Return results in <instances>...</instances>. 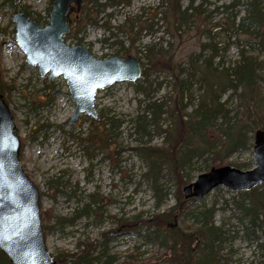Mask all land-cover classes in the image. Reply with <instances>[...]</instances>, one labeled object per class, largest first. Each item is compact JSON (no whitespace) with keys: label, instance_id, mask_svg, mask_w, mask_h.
Instances as JSON below:
<instances>
[{"label":"rangeland","instance_id":"obj_1","mask_svg":"<svg viewBox=\"0 0 264 264\" xmlns=\"http://www.w3.org/2000/svg\"><path fill=\"white\" fill-rule=\"evenodd\" d=\"M110 1L99 0L96 5ZM128 1V5L109 6L98 13L92 0H82L81 10H70L68 14L70 33L64 37L66 43L80 44L99 59L133 56L147 68L143 46L161 42L167 56L178 66L179 79L185 82V109L183 113L163 114L159 118L148 111L149 104L164 101L173 104L176 97L173 73L161 67V71L149 72L136 82H121L101 90L95 100L99 117L83 114L74 127L68 124L75 102L66 80L41 77L37 66L26 63L12 22V17L24 8L41 26L48 25L53 0H0V59L5 80L14 87L6 93L5 100L15 133L24 140L21 166L40 192L42 210H50L54 215L45 231V241L55 258L82 250L83 244L94 243V256L106 255L100 264L113 256L117 257L114 264H158L164 250L124 227L126 218L143 212V219L152 222L155 214L177 204L180 189L183 195L185 186L212 168L256 167L254 133L244 130L238 135L240 143L231 148L224 145L223 135L211 134L214 137L211 146L216 152L213 157L201 139H191L192 134L184 124L198 108L210 112L214 130H220V134L228 127L238 129L244 119L241 105L245 100L232 90L224 92L223 88L227 86V70L242 54L264 70V53L253 49V43L248 41L255 40L254 37L242 30L229 36L227 24L235 19L238 25L247 15L246 0H239L240 5H234L237 0H182L183 8L200 7L206 19L191 17L179 23L178 31L167 13L168 2L162 7L161 0ZM78 30L81 31L76 36ZM263 70L258 74L264 89ZM102 115L119 121L115 134L111 132L106 137V147L93 141L82 142L80 138H93L96 128L102 125ZM138 115L146 116V132L135 127ZM158 126L166 131L160 133ZM183 131V151L188 152L186 147L193 140V146L205 151L194 153L186 167L177 168V173L165 165L168 167L161 175L159 191H155L151 181L143 176L147 163L132 149L142 143L167 146L169 134L180 138ZM233 139L231 136L230 141ZM245 198L240 192L219 187L202 199H184L187 222L182 224L184 221L179 219L175 224L190 225L193 223L190 213L213 208L216 224L227 232L223 252L231 255L233 264H255L264 259L259 247L263 235L241 209L240 202ZM92 200L98 201L97 204ZM86 204H91V211L82 213ZM180 212L179 209L175 214L180 216Z\"/></svg>","mask_w":264,"mask_h":264},{"label":"trees","instance_id":"obj_2","mask_svg":"<svg viewBox=\"0 0 264 264\" xmlns=\"http://www.w3.org/2000/svg\"><path fill=\"white\" fill-rule=\"evenodd\" d=\"M98 1L99 0H92V3L96 5ZM165 1L169 4L167 13L170 14L172 23L176 25V31H178L180 22L186 21L191 17L203 19V21L206 19L203 17L200 7L190 5L183 8L181 5L182 0H161L162 7ZM121 3L128 5L129 1L112 0L103 6H96L99 9L98 13H100L109 6L120 5ZM240 4V1L237 0L234 5ZM22 10L25 9L23 8ZM245 10L247 15L242 19L241 23L235 25V19H233V21L227 24L228 29L231 30L229 31L231 32L229 36L231 38L233 33L242 30L245 34L254 37L255 40H248L253 43V49L264 53V0H246ZM93 24L96 25V22H93ZM104 28L108 30L112 29L109 26H105ZM228 29L226 31H228ZM80 31L81 30L77 31L76 36ZM143 49L145 51V58L148 62L146 68L140 59L144 68V76L149 72L158 71L162 67V69L171 71L176 80V85L174 86V94L176 97L173 104L169 101L161 103L154 102L147 106L148 111L152 112L155 118H159L163 114L172 115L175 112L183 113L185 109V82L179 79V75L177 74L178 66L174 63L172 57H169V55L167 56V51L163 48L161 42L153 45H145ZM213 50L215 49L213 48ZM262 70L263 69L257 67L255 60L246 58L244 54H242L238 62L234 63V66L231 67L230 70H227V86L223 88V91L232 90L238 98L245 100L241 105L244 119H241L238 129L231 130V127H228L222 130L220 134V130H214L215 124L211 122L210 112L203 111L202 108L196 109L189 114V118L185 119L186 123L184 124H186V128L189 129L192 134L191 139H201L202 145L205 144L207 146V152L211 153L213 157L216 155V152L211 146L214 138L211 134L223 135L225 140L224 145L231 148L233 145L240 143L238 135L244 130H248L252 133L259 129L264 130V89L261 87V83H263L262 78L260 74H258ZM13 89V84L5 80L0 59V94L5 98L6 93H10ZM185 117L186 116H184V118ZM101 118L103 119L102 125L96 128L93 138H80L82 142L93 141L94 143H98L99 146L103 145L106 147L108 143L106 137L111 132L115 134L114 130L118 128L119 125H117V123L119 121L108 115H102ZM145 119L146 116L138 115L134 121L135 127L143 132L147 131ZM158 127L160 133L166 131L162 126ZM183 136L184 131L180 138L169 134V136H167V146L155 147L147 146L142 143L132 149L139 158L147 163V170L143 176L151 181L155 191H159L158 186L160 178L166 167L171 166L177 173V168L186 167L194 153L205 151V149H200L196 145L193 146L194 140L189 141V144L192 146L189 144L187 145L186 149L188 152L183 151ZM231 136L234 137L232 141H230ZM23 142L24 140H21L22 145ZM85 150L87 151L88 148L86 147ZM56 184L55 189L58 190L59 184ZM240 194L246 197L240 202L245 217H249L251 223L259 228L263 235V242L259 244V247L264 254V185L254 188L250 192H242ZM92 201L93 204H97L98 202L96 200ZM184 201L180 189L179 195L177 196V204L166 212L155 214L152 222L150 219H143L144 213L142 212L126 218L124 227L131 230L133 234L146 238L147 242L152 243L159 249L164 250L165 253L158 264H233L231 255L223 252V245L227 238V232L223 226L216 224L214 220V209L207 208L200 212L190 213L189 217L192 218L193 223L183 226L182 224H185L188 218V212H186L188 208L187 206L183 207L185 204ZM157 207H159V204H157ZM179 209L181 211L180 216H178L179 214H175ZM81 211L82 213L91 211V204H86ZM53 218L54 215L52 212L50 210L43 211L41 206V219L44 231H46L48 223H50ZM179 219L184 222L176 226L175 223H177ZM93 245L94 243L83 244L84 248L82 250L79 249V251L75 253L66 252L58 255L55 258L57 264H100L102 258L106 257V255L103 253L101 256H94L96 244ZM80 246H82V244H80L79 247ZM116 258V256L108 257L104 261V264H114ZM0 264H11L1 250ZM255 264H264V259Z\"/></svg>","mask_w":264,"mask_h":264},{"label":"water","instance_id":"obj_3","mask_svg":"<svg viewBox=\"0 0 264 264\" xmlns=\"http://www.w3.org/2000/svg\"><path fill=\"white\" fill-rule=\"evenodd\" d=\"M71 4L79 10L82 0H53L50 22L41 26L26 12L12 17L16 41L26 63L37 66L41 77H63L75 111L69 125L77 126L81 115L98 118L95 99L99 90L115 83L136 82L142 76L139 59L95 57L82 45L71 46L64 36L70 33ZM21 141L6 100L0 94V250L11 264H57L47 248L40 215V192L20 163ZM256 167L240 170L231 166L212 168L183 188L185 200L202 199L218 187L249 192L264 184V131L254 134ZM31 257V259H29Z\"/></svg>","mask_w":264,"mask_h":264},{"label":"flooded vegetation","instance_id":"obj_4","mask_svg":"<svg viewBox=\"0 0 264 264\" xmlns=\"http://www.w3.org/2000/svg\"><path fill=\"white\" fill-rule=\"evenodd\" d=\"M74 5H75V4H71V8H70V10L72 11V10L76 9V11L79 12V11L81 10V8L78 10V9H77V6L75 7Z\"/></svg>","mask_w":264,"mask_h":264},{"label":"snow or ice","instance_id":"obj_5","mask_svg":"<svg viewBox=\"0 0 264 264\" xmlns=\"http://www.w3.org/2000/svg\"><path fill=\"white\" fill-rule=\"evenodd\" d=\"M29 259H31V257H29Z\"/></svg>","mask_w":264,"mask_h":264}]
</instances>
